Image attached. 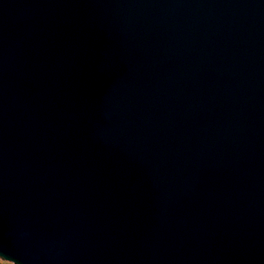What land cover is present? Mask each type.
Returning a JSON list of instances; mask_svg holds the SVG:
<instances>
[{"label":"water","instance_id":"1","mask_svg":"<svg viewBox=\"0 0 264 264\" xmlns=\"http://www.w3.org/2000/svg\"><path fill=\"white\" fill-rule=\"evenodd\" d=\"M0 255L264 264V0H0Z\"/></svg>","mask_w":264,"mask_h":264},{"label":"rangeland","instance_id":"2","mask_svg":"<svg viewBox=\"0 0 264 264\" xmlns=\"http://www.w3.org/2000/svg\"><path fill=\"white\" fill-rule=\"evenodd\" d=\"M0 264H14V263L4 260L3 258L0 257Z\"/></svg>","mask_w":264,"mask_h":264},{"label":"snow or ice","instance_id":"3","mask_svg":"<svg viewBox=\"0 0 264 264\" xmlns=\"http://www.w3.org/2000/svg\"><path fill=\"white\" fill-rule=\"evenodd\" d=\"M0 256H3L6 260H10V259H7L4 255H0Z\"/></svg>","mask_w":264,"mask_h":264}]
</instances>
